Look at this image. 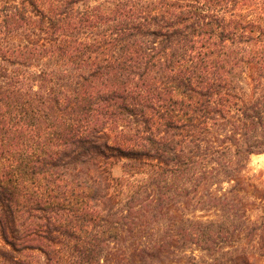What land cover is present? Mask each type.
<instances>
[{
	"label": "trees",
	"instance_id": "16d2710c",
	"mask_svg": "<svg viewBox=\"0 0 264 264\" xmlns=\"http://www.w3.org/2000/svg\"><path fill=\"white\" fill-rule=\"evenodd\" d=\"M260 154L264 0H0V264H260Z\"/></svg>",
	"mask_w": 264,
	"mask_h": 264
},
{
	"label": "rangeland",
	"instance_id": "374dc122",
	"mask_svg": "<svg viewBox=\"0 0 264 264\" xmlns=\"http://www.w3.org/2000/svg\"><path fill=\"white\" fill-rule=\"evenodd\" d=\"M121 172V165L115 166L112 169V177L118 178L121 175ZM243 177L244 178H240L243 179L240 181L242 192L247 191L248 195L246 200L250 203V211L247 216L252 218V220H256L257 218L264 216V211L262 209H256L259 205L264 208V200L256 199L255 197H251V195L254 194L264 198V154L254 155L250 158L249 170ZM222 187L229 188L228 184H224ZM240 196H243V193H241ZM190 215L203 220V222H208L216 220L220 213L214 209H205ZM262 236H264V234H262ZM224 248L226 249L229 247ZM187 257H198L201 260L206 261L210 260L204 252L202 253L197 248H190L187 251L176 252L173 255H170L166 264H187L190 261ZM235 262L236 260H232V262H228L227 264H234ZM260 264H264V259Z\"/></svg>",
	"mask_w": 264,
	"mask_h": 264
}]
</instances>
